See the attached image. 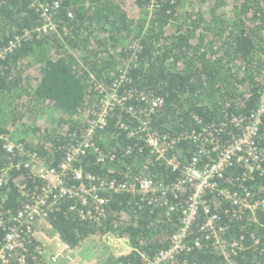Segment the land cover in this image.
I'll list each match as a JSON object with an SVG mask.
<instances>
[{
    "label": "trees",
    "instance_id": "trees-1",
    "mask_svg": "<svg viewBox=\"0 0 264 264\" xmlns=\"http://www.w3.org/2000/svg\"><path fill=\"white\" fill-rule=\"evenodd\" d=\"M54 1L60 2L52 10L58 33H34L0 61V135L55 167L95 120L101 90L109 91L124 71L129 83L121 95L137 90L161 97L164 105L149 117L151 125L160 137L178 141L174 150L162 142L165 160H156L143 139L127 136L122 124L136 129L139 123L126 109L116 108L108 126L92 138L108 159L100 163L90 154L80 166L130 190L103 192L108 203L100 222L81 219L68 200L52 206L46 221L74 250L96 240L110 264H146L170 246L180 226L182 204L172 195L168 198L176 211L170 215L166 206L148 204L162 195L161 186L180 176L166 161L173 157L188 163L202 149L209 152L205 163L215 160L220 149L243 135L245 117L264 99V0H0V50L42 25L41 5L52 8ZM132 105L142 108L129 99L126 108ZM235 117L244 120L242 127L231 123ZM257 148L264 169V139H257ZM17 164L23 158L8 155L0 140V170L12 167L0 186L6 218L32 200L39 184ZM146 178L155 186L144 194L139 184ZM216 183L239 195L249 192L253 200L264 197V174H250L240 165L228 168ZM206 198L225 228L223 238L237 240L241 249L222 254L208 234L198 232L202 214L196 222L202 247L179 254L174 264H264V240L255 243L264 230L251 214L235 215L217 192ZM256 216L264 225V210ZM6 232L0 228V248ZM113 238L126 239L131 251H114ZM32 240L28 262L42 264L36 250L42 242Z\"/></svg>",
    "mask_w": 264,
    "mask_h": 264
},
{
    "label": "built area",
    "instance_id": "built-area-1",
    "mask_svg": "<svg viewBox=\"0 0 264 264\" xmlns=\"http://www.w3.org/2000/svg\"><path fill=\"white\" fill-rule=\"evenodd\" d=\"M32 5L35 6L34 3ZM51 6L52 8L46 3L41 5L43 10L42 25L36 28L34 32L26 31L22 36H16L11 40L5 48L0 50V61L4 60L8 54L13 53L22 45L24 39L28 40L34 33H58V23L52 14V10L56 11L60 6V2L54 1ZM128 83L129 78L124 71L119 78L112 82L109 91L101 90L103 93L102 104L95 120L55 167L50 166L36 153L29 155L21 144L9 141L8 138L0 135L4 151L12 157L20 156L23 158V164L15 166L17 168L23 167V169L32 172L39 181L35 196L17 213L13 214L10 217L11 220L6 218L0 207V228L7 231L0 248V264H10L12 261L18 264H30L28 258L32 254L29 245L33 243L32 239H36V229L40 222L47 225L48 210L52 206H56L59 201H70L72 203L71 210L76 211L81 219L100 222L105 217V207L108 203V199L103 192H126L130 190L127 184H119L116 181L108 183L91 173H85L80 166L84 156L88 157L90 154H94L100 163H104L108 159L102 149L92 142V138L97 129L104 130L108 126L109 116H112L116 108L126 109L128 114L138 121L139 126L136 129L130 128L127 124H122V128L128 131L127 136L129 138L138 137L143 139L156 160H165L166 151L162 147V142H166L170 150L176 148L178 141L174 139L167 141L166 137H160L152 127L149 119L152 114L163 107L164 100L151 94L152 92L144 93L137 90H130L126 92L125 96L121 95L119 93L120 89ZM129 99H135L141 104L142 108L138 109L133 105L126 108ZM263 117L264 99L252 115L245 117L248 120V125L244 129L243 135L235 139L226 148L220 149L213 161L204 162V155H208L209 152L203 149L201 153L194 155L188 163H183L173 157L166 161L167 167L172 172L180 173V176L175 183L161 186L162 195L150 199L148 204L166 206L167 214L170 215L176 211V205L169 202L168 196L172 195L178 201V206L182 204L180 226L172 237L170 246L165 250H161L153 258L147 259L146 264H170L169 262L174 264L179 254L200 249L203 241L197 235L196 226L198 223L196 224V222L202 214L204 215V221L198 232L208 234L207 238L214 240L215 245H217L218 250H221L222 254L228 257L230 256L228 249L233 251L241 249L237 240L231 242L221 235L224 233L225 228L219 227V216L206 198L207 193L210 191L217 192L218 199L229 204L234 209L235 215L251 214L254 221L264 230V225L260 223L256 216L258 210H264V197L253 200V196L249 192L245 195H239L226 188L218 189L216 183L218 179L224 177L227 169L234 165L247 168L250 174L257 171L264 174V169L260 163L261 156L257 148V139H264ZM197 121L201 124L198 118ZM243 121L239 117H235L231 123L235 127H242ZM190 138L194 142L197 141V138L193 135ZM148 166H146V169ZM11 169L12 167L9 165L0 170V186L6 184ZM154 186V182L146 178L140 182L139 190L147 194L154 190ZM47 226L52 230L50 225ZM119 239L128 244L126 239ZM37 240L40 241L38 238ZM112 240L118 242L117 239L113 238L110 241ZM262 240H264V231L259 237L255 238V243H262ZM56 248V252L48 254L44 246L37 247L36 250L41 257L42 264H58L62 258H69L72 256L73 251H77L67 244L60 245L58 241ZM122 251H124L122 252L124 254L131 251L129 244L126 246V250Z\"/></svg>",
    "mask_w": 264,
    "mask_h": 264
},
{
    "label": "rangeland",
    "instance_id": "rangeland-1",
    "mask_svg": "<svg viewBox=\"0 0 264 264\" xmlns=\"http://www.w3.org/2000/svg\"><path fill=\"white\" fill-rule=\"evenodd\" d=\"M49 230H50L49 227L45 223L40 222L39 226L36 229V233H35L36 239L38 238L41 241V239H45L47 237H50V235L48 234ZM47 241H51V240H47ZM95 241L94 242L88 241L87 243H85L81 247V249L77 250V254L75 256H71L69 258H67V257L62 258L58 262V264H110L109 261L111 260V258H109V255H107L106 253H99L98 252V246L99 245H95ZM100 242H101V240H100ZM110 244H115L118 246L120 245L119 243H117L113 240L110 241ZM43 246L46 249H48V245L43 244ZM112 248L117 253L120 252L119 249L114 248L113 246H112ZM55 250H57V248H55L54 251ZM48 254H50V253H48ZM46 257H48V256H46Z\"/></svg>",
    "mask_w": 264,
    "mask_h": 264
},
{
    "label": "crops",
    "instance_id": "crops-1",
    "mask_svg": "<svg viewBox=\"0 0 264 264\" xmlns=\"http://www.w3.org/2000/svg\"><path fill=\"white\" fill-rule=\"evenodd\" d=\"M95 176H97L98 178H100L98 175L91 173ZM48 234L50 235V237H47L45 239H42L41 242L48 245V249H46L48 251V253L52 254V252H56L54 251V249L57 246V241L60 245H65L62 240L60 239V237L58 236V234H56L53 230H49ZM56 239V240H55ZM47 240H51V241H47ZM117 243H119L120 245H115V244H111L114 248H117L119 250H126V246L127 244L123 241H120V239H117ZM74 250V249H73ZM77 254V251H73L72 256H75Z\"/></svg>",
    "mask_w": 264,
    "mask_h": 264
}]
</instances>
